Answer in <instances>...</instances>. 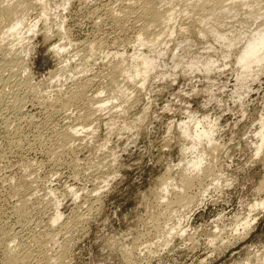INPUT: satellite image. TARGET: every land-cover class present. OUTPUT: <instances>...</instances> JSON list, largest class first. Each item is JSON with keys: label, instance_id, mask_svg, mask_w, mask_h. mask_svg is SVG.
I'll return each instance as SVG.
<instances>
[{"label": "rangeland", "instance_id": "1", "mask_svg": "<svg viewBox=\"0 0 264 264\" xmlns=\"http://www.w3.org/2000/svg\"><path fill=\"white\" fill-rule=\"evenodd\" d=\"M173 1L174 16L160 26L140 14L136 0H36L22 34L1 42L0 51L15 49L25 60L27 71L16 76H27L25 92H31L28 118L11 122L9 130L0 123L1 234L6 230L0 264L9 251L29 252L26 264H264L258 259L264 253V208L251 212L245 229L235 226L264 197L258 190L264 150L254 155L255 132L264 121V67L242 70L234 57L241 42L226 56L224 44L198 32L216 21L201 24L199 12H185L190 0ZM242 8L218 20L217 30L244 37L264 20L253 22L250 7ZM141 33L146 45L137 40ZM58 44L64 48L54 55ZM140 53L155 61L144 79L132 66ZM207 59L215 64L208 72L188 66ZM115 64L123 72H115ZM81 88L82 98L72 102L69 94ZM100 104L105 108L77 135L64 137L72 126L81 128L77 118L89 105ZM198 121L211 125L218 150L210 151L206 139L199 143L206 150L201 167L213 172L185 189L195 194L207 187L198 205L185 210L171 202L181 188L184 160L197 150L180 128ZM162 176L172 180L170 192L160 190Z\"/></svg>", "mask_w": 264, "mask_h": 264}, {"label": "bare ground", "instance_id": "2", "mask_svg": "<svg viewBox=\"0 0 264 264\" xmlns=\"http://www.w3.org/2000/svg\"><path fill=\"white\" fill-rule=\"evenodd\" d=\"M36 2V0H34ZM33 0H0V49L2 48V44L3 40L5 38H7L9 35L12 36H16V35H20V28L23 27L25 19H26V15H29L30 13H28L30 7H32V5L34 4ZM41 1V3L44 0H39ZM173 1V0H136L137 3L136 7H138V9L140 10V14L142 16H145L146 18L150 19V22L152 24H157V25H162V24H168V21H170L172 19V17L174 16V9L171 5H169V3ZM183 1V0H182ZM188 1V0H187ZM186 1V3H187ZM225 0H206V1H202V0H190L185 6H183V8L186 10L185 12H187V9H189V12L192 10V14L194 15L193 11H197L196 13L201 14L198 22H200L201 24H208L209 20L211 22V20L216 21L217 24L220 23V19L226 17V15H229V13L233 11H238L239 8L242 7H250L248 8L250 11L248 12L249 16L248 18L252 19L253 22H255V20L262 18L264 16V9L263 12L261 10V6H263V1H262V5H260L258 0H230L228 3H224ZM174 2V1H173ZM226 2V1H225ZM5 3V4H4ZM40 3V2H37ZM182 3V2H181ZM185 3V2H183ZM166 4V5H164ZM172 4V3H171ZM40 5V4H39ZM165 8L161 9V7L163 6ZM183 5V4H182ZM260 5V7H258ZM34 6V5H33ZM41 7H43V9H41V14L44 15L46 14L44 12V6L42 5ZM182 7V6H181ZM132 9V8H131ZM243 9V8H242ZM241 9V10H242ZM138 10V11H139ZM246 10V9H245ZM183 11V10H182ZM246 12V11H245ZM28 13V14H27ZM195 13V14H196ZM40 13L38 12V15ZM40 14V15H41ZM187 14V13H186ZM191 14V13H190ZM39 15V16H40ZM195 16V15H194ZM199 16V15H196ZM231 16V15H230ZM234 16V15H232ZM38 17V16H36ZM43 17V16H42ZM229 17V16H228ZM28 18V17H27ZM41 17H39L40 19ZM46 18V17H45ZM39 19H35V21H31L30 24H28L29 26L26 27L28 31H34L33 28L36 27L37 22L39 21ZM148 19V20H149ZM215 19V20H214ZM46 21V19H44ZM220 20V21H218ZM218 21V22H217ZM212 23V22H211ZM210 23V24H211ZM216 23H214V25H211L209 28L210 29H204L202 27H200V29L198 30V32L204 36L210 35L212 34L215 40H218L220 42V44L223 46H226L225 49V55L227 56V53L230 51L231 47L234 46L235 44L241 42V46L238 50H236L235 52V64L237 63V65L240 66V68L244 71H248L250 70L253 66H263L264 67V20H261L256 27L253 30H249L248 32H244V37H241L240 35H234L231 33H221L219 32V30H217V25ZM209 24V25H210ZM27 26V24H26ZM220 26V25H219ZM25 27V26H24ZM147 25L144 27L145 30H147ZM157 27V26H156ZM144 33V30L142 31ZM22 34V33H21ZM161 34V33H160ZM18 35V36H19ZM47 36V35H46ZM154 36V35H153ZM49 36H47L48 38ZM151 37V36H150ZM139 40V43H141V45H146L147 39L146 37L142 36V33L138 35L137 37ZM51 39V38H50ZM156 39V38H155ZM153 40V39H152ZM151 40V41H152ZM158 40V39H157ZM149 41V40H148ZM157 42V41H156ZM11 43V42H10ZM4 44V43H3ZM148 44V43H147ZM6 46V44H5ZM9 46V45H8ZM75 46V45H74ZM91 46V45H90ZM31 48V47H30ZM64 45L63 44H58L57 46L53 45V47L51 48V53H54V55H56L57 53H59V50L63 49ZM91 48V47H90ZM225 48V47H224ZM11 49V48H10ZM8 50L6 52H4L3 50V55L4 53L8 56L9 54H11L8 58H6L7 56H3L5 58L4 61L0 62V123H3L4 126L3 128H7L8 126H10L11 122L15 125L18 121L20 122V120L26 119L28 118L26 115V109L25 106L27 105L26 103V98H27V93L31 92V91H27V93L25 92V87L27 85V76L24 74L21 78L17 77L16 74H21L24 73V71L26 70L25 67V63H24V59L23 57L19 54H15L13 51L15 50ZM75 50V49H74ZM79 50V49H78ZM0 51V52H2ZM92 51V50H91ZM17 52V51H16ZM140 52V51H139ZM13 53V54H12ZM56 53V54H55ZM60 54V53H59ZM57 54V55H59ZM224 54V53H223ZM134 56V55H133ZM2 57V60L4 59ZM224 57V56H223ZM124 58V57H122ZM121 58V59H122ZM131 58V57H130ZM26 59V58H25ZM67 59V58H66ZM1 60V59H0ZM134 60V61H133ZM122 61V60H121ZM132 66H134L133 70L135 72V75L137 76H142V78L144 79L146 74L150 71V69L153 67L154 65V60L153 58H149L148 55H144L142 53L140 54H136L133 58H132ZM120 61H118L117 63L119 64ZM123 62V61H122ZM190 62V63H189ZM188 66L191 69H201L202 71H210L212 69V67L215 65L214 62L210 59H207L206 61L203 62V64L200 66L199 64H197L194 61H189ZM120 65V64H119ZM226 65V64H225ZM238 66V67H239ZM124 66H116L113 69H115V72H123V68ZM224 67V66H223ZM257 68V67H256ZM81 69V68H80ZM125 69V68H124ZM190 69V70H191ZM84 70V69H83ZM126 71V70H125ZM113 72V73H115ZM193 73V72H192ZM244 73V72H243ZM116 74V73H115ZM239 74V73H238ZM134 75V74H133ZM132 75V76H133ZM73 76V75H72ZM239 76V75H238ZM245 76V73H244ZM125 77V76H124ZM131 77V76H130ZM242 77V76H241ZM240 77V78H241ZM249 77V76H248ZM246 78V77H245ZM244 78V79H245ZM84 81V80H83ZM89 81V78L85 80V82H83L84 87L86 82ZM144 81V80H143ZM82 86V85H81ZM80 86V87H81ZM242 86V85H241ZM84 87L82 86V88L84 89ZM79 89V92H75L72 94H69V98H71L70 100L73 102L75 100H79L82 98L83 95V89ZM30 90V89H29ZM119 90V89H118ZM33 91V90H32ZM35 91V90H34ZM121 90H119L120 92ZM124 91V90H123ZM125 92V91H124ZM46 93V92H45ZM123 93V92H122ZM60 94V93H59ZM119 93H117L118 95ZM93 95V94H92ZM122 95V94H121ZM125 95V93H124ZM116 96V94H115ZM122 97V96H121ZM67 98V99H69ZM96 97L93 96V100ZM99 98V97H97ZM96 98V99H97ZM65 99V98H64ZM66 99V100H67ZM108 99V98H107ZM92 100V99H89ZM57 101V100H56ZM60 101V100H59ZM57 101V102H59ZM64 101V100H63ZM101 100H97V102H99ZM61 102V101H60ZM67 104V101H64ZM63 103V102H62ZM91 103V102H90ZM110 103V102H109ZM61 104V103H60ZM57 105V104H56ZM59 105V104H58ZM63 105V104H62ZM65 105V103H64ZM63 105V106H64ZM124 105V104H123ZM61 106V105H60ZM62 106V107H63ZM106 106V105H105ZM105 106L103 105H97V106H90L89 108L82 114L80 115L77 119L78 122L80 121L81 128H77L76 126H72L73 128H71L69 131H65L64 133V137H70V136H74L77 135L79 133V131H81V129L84 128V126L86 125L85 123H87L88 119L92 118V115L97 112L98 110H101L103 108H105ZM122 107V106H121ZM125 108V107H124ZM128 109V108H127ZM26 110V111H25ZM126 113V112H125ZM96 114V113H95ZM30 116V115H28ZM30 118V117H29ZM197 119V118H196ZM263 119V118H262ZM261 119L260 121V126H259V130L256 131V136H257V141L256 143H254L255 149H254V155L258 154L259 152L261 153L262 150H264V121ZM197 120H201V119H197ZM260 120V119H259ZM29 121V120H28ZM77 121V120H76ZM196 122V121H194ZM198 121L196 123V125H194L193 127L191 126H187L186 124L181 126V133L182 135H184V139L186 137V139L188 138L189 141H191L190 147L189 148H195V150H197V154H195L196 156H194L193 159L188 160L185 159L184 160V165L182 168V173L180 175V192L178 189V193L176 194L175 199L171 202V203H177V205L179 204L181 206V208H185V210L187 208H190V206H193V204L195 203V205H198V200L196 201V198H198V195H202V192L207 188V187H201V189L198 191V193L195 194H189L187 193V191H185V189L191 187L193 185V179L196 180V178H198V182L199 184L201 183V176L202 174L204 175H208L211 172H213L211 170L210 167L205 166V167H201V163L204 162L203 160L205 159V154H206V150L201 149L202 146L201 145V141L203 139H206L208 143L207 147L209 148L210 151L212 152H216L218 150L216 143L214 145L213 143V139H212V130L209 128L211 127V125H204L205 127L200 126L202 123V120L200 122ZM77 123V122H75ZM74 124V123H73ZM88 124V123H87ZM182 124V123H181ZM194 124V123H193ZM211 124V123H210ZM19 124H17V127ZM79 125V124H78ZM198 125L200 126V128H198ZM16 126V125H15ZM206 126H208L206 128ZM71 127V126H70ZM213 127V124H212ZM19 129V128H18ZM6 130V129H5ZM7 130H9L7 128ZM63 131V132H64ZM86 132V131H85ZM88 132V131H87ZM181 135V134H180ZM63 137V136H62ZM88 137V136H87ZM182 137V138H183ZM9 138V137H8ZM66 139V138H65ZM256 139V138H255ZM67 140V139H66ZM200 143V145H199ZM204 142H202L203 144ZM253 144V142H252ZM256 144V145H255ZM206 145V144H205ZM184 146V145H183ZM188 146V145H187ZM200 147V149H199ZM188 147H185L182 149L183 153H186L187 151H189ZM191 150V149H190ZM193 150V149H192ZM209 150L207 149V151L209 152ZM98 151V150H97ZM192 152V151H191ZM211 152V153H212ZM190 153V152H189ZM194 153V151H193ZM259 153V154H260ZM192 154V153H191ZM214 154V153H213ZM216 154V153H215ZM212 155V154H211ZM207 156V155H206ZM214 157V156H212ZM113 158V157H112ZM211 158V157H210ZM209 158V159H210ZM206 160V159H205ZM213 160V159H212ZM103 165V164H102ZM200 171V172H199ZM201 173V174H200ZM169 175V174H168ZM220 175V173H219ZM218 175V176H219ZM216 176V175H215ZM222 176V175H220ZM213 177L214 180H216L215 182L217 184L219 183V180H221V177ZM163 177V176H162ZM263 178L260 181V184L258 186V190H264V174L262 176ZM162 180V181H161ZM161 184L159 185L162 186L160 188V190L162 189L163 191L168 192V187L172 184L171 181L167 180V177H163L161 179ZM212 180V179H211ZM105 181V180H104ZM160 183V182H159ZM216 184V186H218ZM172 186V185H171ZM174 186L177 189L176 184H174ZM173 186V187H174ZM221 186V185H219ZM226 187V186H225ZM171 188V187H170ZM213 188V187H212ZM220 188V187H219ZM175 189V188H174ZM159 190V191H160ZM173 190V189H172ZM162 191V192H163ZM170 192V191H169ZM164 193V194H165ZM174 193V191H173ZM163 194V193H162ZM161 195V194H160ZM166 195V194H165ZM168 195V194H167ZM159 196V195H158ZM165 198V197H163ZM174 198V197H173ZM168 202V201H167ZM169 203V202H168ZM169 205V204H168ZM174 205V204H173ZM176 205V206H177ZM170 206V205H169ZM168 206V208H169ZM167 207V206H166ZM258 208H264V197L259 198L258 200H255L253 203H251L249 205L248 208V213L242 217L236 220L235 222V226H239L242 229L246 226L250 225V214L253 210H257ZM188 210V209H187ZM247 212V211H246ZM190 214V213H189ZM58 213H55V215L52 217V221L56 222L59 218ZM185 215V214H184ZM181 216V215H180ZM179 216V217H180ZM188 216V215H186ZM177 219V225L180 224V219ZM252 220H254V218H252ZM169 223V222H168ZM53 226V225H52ZM174 226H176V224H174ZM171 227L168 231L167 229V233L170 234L171 229L174 228ZM160 228V227H159ZM231 228V227H230ZM238 227H236L237 229ZM1 229V228H0ZM219 229V227H218ZM234 229V227H233ZM232 229V230H233ZM235 229V230H236ZM161 230V229H160ZM238 230V229H237ZM1 231V230H0ZM6 231V230H5ZM5 231L3 230L2 234L0 232V235H5ZM158 231V230H157ZM163 231V230H162ZM165 231V230H164ZM163 231V232H164ZM196 231V230H195ZM216 231V230H214ZM166 232V231H165ZM233 232V231H232ZM166 233V234H167ZM219 234V233H218ZM172 235V234H171ZM230 235V234H229ZM11 236V235H10ZM167 236V235H166ZM1 237V236H0ZM5 237V236H4ZM7 237V236H6ZM9 237V236H8ZM7 237V239H8ZM170 237V236H169ZM216 237V236H215ZM218 237V236H217ZM216 237V238H217ZM193 238V237H192ZM190 238V239H192ZM5 239V238H4ZM5 239V240H7ZM14 239V238H13ZM221 239V238H220ZM211 240V239H210ZM214 241V239H212ZM12 241V240H11ZM196 241V240H195ZM192 242V241H191ZM6 243V242H5ZM213 243V242H211ZM4 244V242H3ZM9 244V243H8ZM7 244V246H8ZM6 245V244H4ZM150 245V244H149ZM11 246V245H10ZM13 246V245H12ZM5 247V246H4ZM5 249H8L5 248ZM13 249V248H12ZM11 249V250H12ZM264 251V250H263ZM7 252V250H6ZM5 252V253H6ZM259 252V251H258ZM262 257L261 254L259 255L260 257L258 259L261 258V260L264 263V253H262ZM6 256V255H5ZM30 253L26 252L23 254H20L18 252H11L9 251L7 253L6 256V262L5 264H26L27 259L29 258ZM251 260V259H249ZM260 260V261H261ZM261 261V262H262ZM259 262V261H258ZM244 264V263H243ZM249 264V263H246Z\"/></svg>", "mask_w": 264, "mask_h": 264}]
</instances>
